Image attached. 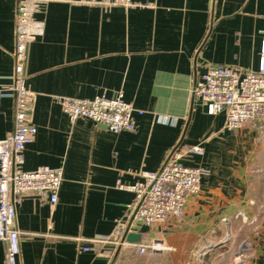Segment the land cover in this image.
I'll return each mask as SVG.
<instances>
[{
    "label": "crops",
    "instance_id": "1",
    "mask_svg": "<svg viewBox=\"0 0 264 264\" xmlns=\"http://www.w3.org/2000/svg\"><path fill=\"white\" fill-rule=\"evenodd\" d=\"M18 1L0 0V141L14 131ZM111 1L54 0L36 16L45 33L29 45L25 68L36 133L20 168L62 169L64 181L54 207L47 196L17 204L18 264H264V137L252 126L227 131L225 115H208L193 95L208 65L259 70L264 0ZM119 93L136 110L135 132L71 122L58 101ZM193 146L203 153L184 163L205 174L185 217L138 232L170 251L87 241L126 219L134 194L119 182L134 186L142 171ZM5 254L0 241V264Z\"/></svg>",
    "mask_w": 264,
    "mask_h": 264
},
{
    "label": "built area",
    "instance_id": "2",
    "mask_svg": "<svg viewBox=\"0 0 264 264\" xmlns=\"http://www.w3.org/2000/svg\"><path fill=\"white\" fill-rule=\"evenodd\" d=\"M53 1H18L15 84L12 87L15 92L14 131L0 141V241L6 246L3 264H18L21 253L22 232L16 227L17 204L25 197L47 196L50 205L54 207L58 203L64 181L62 169L43 166L27 172L20 168L23 154L33 143L36 133L31 123L34 95L27 88L25 77L28 48L45 33V24L36 18L40 8ZM109 4L125 8L134 6L133 0H112ZM261 35L257 72L208 65L193 89L194 97L206 108L208 115H225V129L229 132L252 126L264 137V32ZM58 101L71 122L89 120L114 134L137 130L134 119L136 110L124 99L123 93L114 97L104 94L92 100L58 98ZM202 153V146L177 148L169 154L159 171H142L134 186H125L119 182L118 188L134 194L127 207L126 219L115 228L111 236L87 241L125 247L136 250L140 255L151 253L160 256L170 251L171 248L162 239L130 243L126 241L125 235L138 233L142 227L163 225L185 217L189 199L200 191L205 170L186 165L184 160Z\"/></svg>",
    "mask_w": 264,
    "mask_h": 264
},
{
    "label": "water",
    "instance_id": "3",
    "mask_svg": "<svg viewBox=\"0 0 264 264\" xmlns=\"http://www.w3.org/2000/svg\"><path fill=\"white\" fill-rule=\"evenodd\" d=\"M125 239L130 243H141L142 234L141 233H126Z\"/></svg>",
    "mask_w": 264,
    "mask_h": 264
},
{
    "label": "rangeland",
    "instance_id": "4",
    "mask_svg": "<svg viewBox=\"0 0 264 264\" xmlns=\"http://www.w3.org/2000/svg\"><path fill=\"white\" fill-rule=\"evenodd\" d=\"M233 244L237 248L240 246L242 252H248L249 251L250 244L248 242H246V243H238L237 242V243H233Z\"/></svg>",
    "mask_w": 264,
    "mask_h": 264
}]
</instances>
